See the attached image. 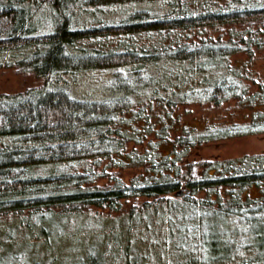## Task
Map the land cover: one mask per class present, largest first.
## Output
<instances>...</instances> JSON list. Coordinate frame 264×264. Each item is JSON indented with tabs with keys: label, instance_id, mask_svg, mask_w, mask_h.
Wrapping results in <instances>:
<instances>
[{
	"label": "trees",
	"instance_id": "1",
	"mask_svg": "<svg viewBox=\"0 0 264 264\" xmlns=\"http://www.w3.org/2000/svg\"><path fill=\"white\" fill-rule=\"evenodd\" d=\"M238 53L264 55V0H0V66L42 80L0 92V218L30 233L48 214L142 199L83 264H264V152L202 154L264 131V83ZM96 69L107 89L78 95ZM201 100H234L249 121L191 125L179 109Z\"/></svg>",
	"mask_w": 264,
	"mask_h": 264
},
{
	"label": "rangeland",
	"instance_id": "2",
	"mask_svg": "<svg viewBox=\"0 0 264 264\" xmlns=\"http://www.w3.org/2000/svg\"><path fill=\"white\" fill-rule=\"evenodd\" d=\"M119 11V9L108 11L107 14H104L105 19L120 18L122 12ZM51 16L49 11L43 9L37 13L36 20L44 25L47 23V18L49 19ZM235 57L238 58V63L248 62L243 53H238L233 56V58ZM248 66L251 74L257 78L256 80L264 83V55L259 53L254 61L248 62ZM109 71V69L84 71L76 78L77 81L72 83L71 88H74L78 95L89 93L96 96L98 91L107 89L108 82L112 77V72ZM41 84L42 80L32 73H20L15 68L0 66V92H17ZM251 89V94L254 91L257 93L258 83H253ZM187 109L189 111L186 113ZM179 110L181 117H186L191 125L203 129L209 124L212 125L213 128L210 130L213 132L218 126L224 127L249 121L244 115L248 110L239 106L234 100H229L219 106H213L201 100L197 103H190L188 107H180ZM263 152L264 131L213 139L207 142L202 149V154L206 157L221 158H237ZM136 173H139V169L128 170L125 175L126 178H129ZM251 192L258 194L260 189L253 188ZM142 202V199L132 198L124 202L123 208L119 211L90 207L82 212L81 216L65 214L60 216L56 212L57 215L52 217L51 214H48L50 215L48 223L43 225L47 229L46 232L42 231L45 228H42V224L38 221L33 224V230L31 229V232L27 233L23 229L24 227L17 225L16 218H0V264H83L86 261L84 256L87 254L99 256L101 255L99 251L102 252L113 247L114 241L109 240L105 233L115 231L118 225L129 226L126 216L129 214L130 207ZM35 217H33L34 220ZM247 229H249L248 226ZM123 239L122 247H125L127 241L125 238ZM213 255L216 254L213 253ZM116 260L118 261V259ZM106 263L109 264V261L107 260Z\"/></svg>",
	"mask_w": 264,
	"mask_h": 264
}]
</instances>
